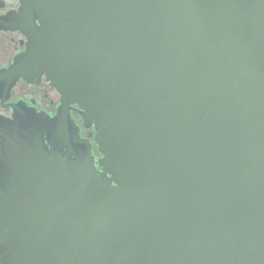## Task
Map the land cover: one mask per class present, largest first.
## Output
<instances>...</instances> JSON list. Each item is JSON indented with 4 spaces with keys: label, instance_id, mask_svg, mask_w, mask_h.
Here are the masks:
<instances>
[{
    "label": "water",
    "instance_id": "95a60500",
    "mask_svg": "<svg viewBox=\"0 0 264 264\" xmlns=\"http://www.w3.org/2000/svg\"><path fill=\"white\" fill-rule=\"evenodd\" d=\"M22 13L14 77L46 74L63 105L0 118V264H264V0Z\"/></svg>",
    "mask_w": 264,
    "mask_h": 264
},
{
    "label": "flooded vegetation",
    "instance_id": "af4514ba",
    "mask_svg": "<svg viewBox=\"0 0 264 264\" xmlns=\"http://www.w3.org/2000/svg\"><path fill=\"white\" fill-rule=\"evenodd\" d=\"M25 0H0V118L23 122L36 119L39 114L54 118L63 105L62 94L53 86L46 74L19 76L14 67L29 50L30 39L25 32L22 8ZM40 25L38 19L34 22ZM69 113L79 127L82 139L90 141L97 167L101 153L95 141L94 126L87 127L76 104H71Z\"/></svg>",
    "mask_w": 264,
    "mask_h": 264
}]
</instances>
